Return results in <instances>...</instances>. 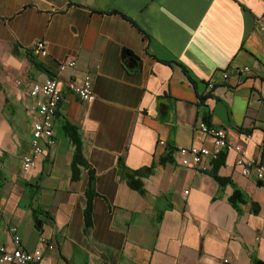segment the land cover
I'll use <instances>...</instances> for the list:
<instances>
[{
  "label": "crops",
  "instance_id": "1",
  "mask_svg": "<svg viewBox=\"0 0 264 264\" xmlns=\"http://www.w3.org/2000/svg\"><path fill=\"white\" fill-rule=\"evenodd\" d=\"M40 40L48 57L34 52ZM67 59L76 66L59 73ZM57 75L56 142L26 171L39 120L30 89ZM87 76L92 103L68 87ZM203 108L242 148L223 156V187L213 163L186 168L176 153L213 148L197 131ZM242 155L264 163V0H0V247L16 248V227L23 250L53 247L39 264H264V184L242 174Z\"/></svg>",
  "mask_w": 264,
  "mask_h": 264
},
{
  "label": "built area",
  "instance_id": "2",
  "mask_svg": "<svg viewBox=\"0 0 264 264\" xmlns=\"http://www.w3.org/2000/svg\"><path fill=\"white\" fill-rule=\"evenodd\" d=\"M33 49L41 57L49 56L48 45L44 40L36 42ZM75 66L76 61L73 59L62 61L59 63V73H62L68 68H74ZM241 71L250 73L251 69L244 67ZM224 77L226 78L227 75L224 74ZM214 86V82H209L208 88L210 90ZM68 87L83 102L92 103L96 98L91 77H85L81 84L70 80ZM61 94L58 75L56 77L46 78L44 81H36L30 89V96L37 100L36 106L38 108L39 120L33 128L31 151L22 157V167L26 171L35 165L36 160L47 149L55 145V119L59 110ZM197 131L211 140L213 148L191 146L176 149V153L180 157V164L183 167L208 171L211 164L218 160L222 154L230 150H235L242 154L241 146L234 145L229 141L224 128L213 127L201 121L198 124ZM159 144L161 146L166 145L163 140ZM236 165L241 169L244 176L249 177L255 175L258 181L264 184V163L246 159L242 155L237 159ZM10 231L13 235L16 248L10 251L5 246L0 247V264H39L43 258L44 248H53L43 240L38 249L33 252H28L21 248V237L17 232V228L12 227ZM223 262L224 264H230V259L226 258Z\"/></svg>",
  "mask_w": 264,
  "mask_h": 264
},
{
  "label": "trees",
  "instance_id": "3",
  "mask_svg": "<svg viewBox=\"0 0 264 264\" xmlns=\"http://www.w3.org/2000/svg\"><path fill=\"white\" fill-rule=\"evenodd\" d=\"M33 64L36 66L42 68L43 66L35 60V58H32ZM203 106V105H202ZM203 114V120L211 126V115L206 111L205 108L202 110ZM65 130L67 133L70 135L72 138V141L76 145V160L78 163H84V157H83V149H82V142L81 139L78 135L77 129H75L73 126L66 125ZM225 154V153H224ZM222 154L218 160H216L213 163V168L210 171L211 176L217 181V183L220 186H226L230 183V180L224 177H221L218 174V170L220 166L223 164V156ZM125 176L129 180L130 184L137 190L143 191V186L142 183L137 179L139 176L138 173H131V172H125ZM90 184H89V189L87 191V197H88V203H87V208L85 211V222H86V227L89 228L92 225V210H93V199L96 196V192L94 191L93 183H94V174L91 172L90 176ZM229 201L231 204H233L237 209H239V205L245 204L246 200L244 199L242 192L238 189H236L233 193V195L230 197Z\"/></svg>",
  "mask_w": 264,
  "mask_h": 264
}]
</instances>
